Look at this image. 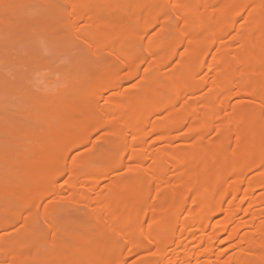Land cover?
<instances>
[{
	"label": "bare ground",
	"instance_id": "6f19581e",
	"mask_svg": "<svg viewBox=\"0 0 264 264\" xmlns=\"http://www.w3.org/2000/svg\"><path fill=\"white\" fill-rule=\"evenodd\" d=\"M64 1L93 69L0 149V264H264V0Z\"/></svg>",
	"mask_w": 264,
	"mask_h": 264
},
{
	"label": "rangeland",
	"instance_id": "374dc122",
	"mask_svg": "<svg viewBox=\"0 0 264 264\" xmlns=\"http://www.w3.org/2000/svg\"><path fill=\"white\" fill-rule=\"evenodd\" d=\"M67 9L64 0H25L19 10L3 16L8 23L0 26V149L10 145L22 146L27 142L25 131L31 127L33 132L42 128L38 106L32 107L31 104L35 105V100L45 99L47 93L53 95L64 86L62 81L68 71L75 74L74 68L80 70L82 66V70L84 66L86 71L88 67L93 69L91 60L95 57L80 39L72 33L67 34L63 27ZM38 94L44 97L39 98ZM33 95L36 99L31 103L29 97ZM29 108L40 117L33 118L34 111L29 115ZM11 128L16 129L12 131L13 135L8 133L13 130ZM29 130L27 133L32 132ZM58 206L59 214H62L60 218L76 219L81 213L73 202Z\"/></svg>",
	"mask_w": 264,
	"mask_h": 264
}]
</instances>
